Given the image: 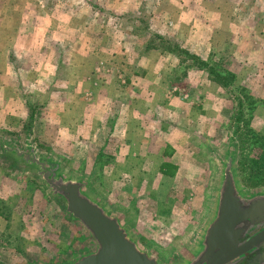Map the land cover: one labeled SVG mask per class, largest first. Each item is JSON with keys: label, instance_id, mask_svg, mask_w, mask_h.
I'll return each mask as SVG.
<instances>
[{"label": "rangeland", "instance_id": "obj_1", "mask_svg": "<svg viewBox=\"0 0 264 264\" xmlns=\"http://www.w3.org/2000/svg\"><path fill=\"white\" fill-rule=\"evenodd\" d=\"M212 1L207 3L211 16L218 12V2ZM222 3L226 12L236 5ZM38 4H30L32 11ZM49 6L46 11L55 10V15L45 27L62 31L47 36L63 38L56 40V52L47 44L14 57L1 44L7 36L0 35V142L22 148L30 140L41 153L59 158L70 174H90L93 190L126 215L141 243L164 263H179L210 214L217 159L230 140L242 184L261 185L252 186L264 173V0L238 4L252 11L247 27L263 30L246 36L247 51L237 46L231 52L219 50L203 33V27L214 26L212 17L206 23L172 20L171 10L180 9L175 2L144 0L137 6L132 0H66ZM14 9L23 12L20 2L0 0L1 16ZM24 23L28 21L22 18H0V28L10 32L20 33ZM145 73L160 76L163 82L150 85L158 92L167 89L173 96L167 106L173 110L157 112L147 153L126 164L138 171H125L117 147L111 152L118 126L114 132L81 131L85 117L67 113L70 101L64 98L75 88L77 99L72 100L79 109L85 102L100 103L102 90L114 89L108 105L117 108L119 85L133 86L118 84V76ZM107 77L113 80L107 82ZM155 102L165 106L160 97ZM90 244L41 183L10 152H0V264H67Z\"/></svg>", "mask_w": 264, "mask_h": 264}, {"label": "water", "instance_id": "obj_2", "mask_svg": "<svg viewBox=\"0 0 264 264\" xmlns=\"http://www.w3.org/2000/svg\"><path fill=\"white\" fill-rule=\"evenodd\" d=\"M0 152H10L90 240V247L67 264H172L142 244L126 215L96 194L90 174H70L59 158L41 153L30 140L22 148L1 141ZM213 190L210 214L177 264H264L259 252L264 249V183L242 184L232 140L219 153Z\"/></svg>", "mask_w": 264, "mask_h": 264}, {"label": "crops", "instance_id": "obj_3", "mask_svg": "<svg viewBox=\"0 0 264 264\" xmlns=\"http://www.w3.org/2000/svg\"><path fill=\"white\" fill-rule=\"evenodd\" d=\"M99 1V0H95ZM106 1V0H105ZM144 0H132L133 3H135L137 6ZM162 2H167V5L169 3L174 2L180 6L179 10L174 11L171 10V14L169 15L172 20L173 19H205L204 22L206 23L209 19L208 17H212L214 19V26H208L207 28L203 27V33L208 35V40L213 38V42L215 46L219 50L227 49L231 52L233 49H237V46L240 50L247 51V48L249 46L248 37L246 36H255L260 35L261 30H263L261 27L258 29H249L247 25L249 24L248 20L251 17L252 11L249 8L239 7L238 4H242L243 2H246V0H230V2H235V7L232 6V9L228 12L225 11L224 3L227 0H215L217 3H221L220 5L217 3L216 8L214 12H217L215 15L208 14L209 12H212V10H209V4L213 2L212 0H161ZM20 2L22 4L23 12L20 13V15L13 11L6 12L3 17L8 18H22L23 20H27L28 23H24V27L20 30V33H18L16 30L13 29L12 32L10 30H5V28H0V35H6L5 41H2V45L5 44V49L9 51V53H13V56L15 57L17 54H20L19 52L22 51H29L31 48L34 49V47L37 46V50H40L43 45H51V52L57 51V46L59 47L60 43H57L56 40H62L63 38H56L54 37L47 38V36H53L55 34H61L62 31L55 27H45V23H47V19L54 17L55 10H47L46 8L51 9L52 7L49 6L50 3L57 4L62 3L64 4L66 0H12L9 3H18ZM32 2H38L42 5L39 6L37 9L33 10V7H31ZM88 2V0H87ZM94 2V0H92ZM36 4V3H35ZM57 7V5L55 6ZM54 7V8H55ZM172 7V4H171ZM214 8V7H213ZM168 13V11H167ZM30 20V21H29ZM37 20V21H36ZM175 23V21H174ZM172 23H170L171 25ZM205 26V25H204ZM192 29H194V26H191ZM19 28V27H18ZM178 31V30H177ZM196 32L195 30H193ZM201 31L199 30V33ZM12 33L13 35H16L15 39L12 37H8ZM180 35L181 33H184V30H179ZM213 35V36H212ZM262 35V34H261ZM31 36H37V38L34 39V37ZM212 36V37H211ZM21 37V39H20ZM28 37V38H27ZM30 37V38H29ZM241 38V45H237L238 38ZM223 38V41L221 42V39ZM244 39V40H243ZM250 42L252 43V37H250ZM225 45L221 47L222 45ZM236 45V46H235ZM240 45V46H239ZM20 47V49H19ZM235 47V48H234ZM24 48V50H21ZM4 49V47H3ZM236 50V52H237ZM27 57H29V53L27 54ZM231 60L233 58H230ZM14 60L21 64L20 61H22L20 58H14ZM9 65V64H8ZM20 78V76H18ZM98 77V76H97ZM119 80L117 78L118 84L120 83H130L133 84L131 87L120 86L117 90L118 95V102H116L117 108H111L108 103L111 104L110 100L115 95L114 89L111 90H102V96L101 101L99 102H92L88 103L85 102V105H82L79 109L77 105H74V100L77 99V95L72 94L74 92V89H71L68 91L70 97L65 96L64 100H69L70 104L69 107H66L67 113L68 111L74 114H78L79 117L83 116L85 117L83 122H81L79 125L81 131L88 132L89 129L95 130L97 132L98 130L106 129L108 132L113 131L114 132V126L115 124L118 126L117 132H118V143L112 144V153L113 147H117V160L119 163L123 164V167L125 166V171H138L137 167L132 168V166H127L126 164L129 163H135L137 159H139V156L142 155V153L146 154L147 150H144V147L146 146V149L151 146V131L154 129L155 125H158L159 117H157L158 114H161V111L165 110L164 114H168V111L170 110L172 114V108H168V99H172L173 96H168L167 89L166 91L158 92L157 90L153 89V86L150 85L153 82H163L159 77L154 74H143V75H131V76H118ZM107 80V82L112 81L113 79ZM97 79V78H96ZM115 79V78H114ZM98 81V80H97ZM96 81V82H97ZM95 82V81H94ZM149 84V85H148ZM128 88V89H127ZM67 94V93H66ZM76 98H74L75 96ZM98 98V96H96ZM162 98L165 101V106L158 107L157 103L155 102L156 99ZM103 99V100H102ZM62 100V98H61ZM98 101V99H97ZM156 103V104H155ZM115 102H112V105L114 106ZM172 109V110H171ZM100 110L99 113L98 111ZM116 111L117 117L115 114H113ZM101 114V119H98L97 116ZM113 114V115H112ZM110 115V116H108ZM97 118V120H96ZM86 119V120H85ZM160 119V122L163 125H166L163 123V120ZM166 122V121H165ZM110 127H105L106 125H109ZM108 128V129H107ZM165 129L167 126L164 127ZM76 132L78 129L75 130ZM94 132V133H95ZM139 137L137 139L136 137ZM151 139V140H150ZM106 148L109 150V147H111V144L109 143V139H104ZM107 151V152H108ZM115 154V153H114ZM142 159V158H141ZM122 167V168H123ZM141 171V170H139Z\"/></svg>", "mask_w": 264, "mask_h": 264}, {"label": "trees", "instance_id": "obj_4", "mask_svg": "<svg viewBox=\"0 0 264 264\" xmlns=\"http://www.w3.org/2000/svg\"><path fill=\"white\" fill-rule=\"evenodd\" d=\"M181 52H185V53H187V54H191V53H189L188 51H186V50H183V48H181L180 47V49H179ZM194 57V56H193ZM262 183H264V173L261 175V177L258 179V180H256L254 183H252V186H255V185H257V184H262Z\"/></svg>", "mask_w": 264, "mask_h": 264}, {"label": "flooded vegetation", "instance_id": "obj_5", "mask_svg": "<svg viewBox=\"0 0 264 264\" xmlns=\"http://www.w3.org/2000/svg\"><path fill=\"white\" fill-rule=\"evenodd\" d=\"M262 250H264L263 248L262 249H259V252L261 253V252H264V251H262ZM258 254V253H257Z\"/></svg>", "mask_w": 264, "mask_h": 264}]
</instances>
